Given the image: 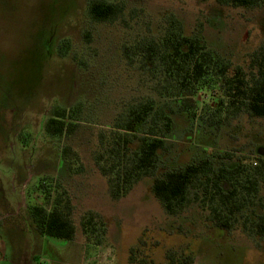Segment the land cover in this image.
Segmentation results:
<instances>
[{"label":"rangeland","instance_id":"obj_1","mask_svg":"<svg viewBox=\"0 0 264 264\" xmlns=\"http://www.w3.org/2000/svg\"><path fill=\"white\" fill-rule=\"evenodd\" d=\"M106 1L123 7L109 22L90 18V0H0V264H128L130 248L142 238L150 248L159 241L162 249L149 252L155 264H164V249L187 246L195 251V264H264V238L247 230L264 213V164L257 161L264 162V119L241 113L219 129L203 122L197 134L203 108L216 107L219 93L198 91L189 103L197 114L192 121L180 113L185 102L170 96L176 84L164 74L163 62L146 68L142 55L132 54L142 43L162 46L180 25L185 36H201L223 61L247 69L264 45V0L247 9L216 0ZM63 43L70 46L65 55L59 53ZM151 100L174 122L154 175L209 159L223 170L241 165L242 184L247 175L256 179V191L231 230L214 225L212 203L199 190H192L193 202L180 215L166 214L152 192L154 176L113 199L99 165L107 163L116 126L127 122L132 107ZM80 104L75 133L50 138L45 124L53 109ZM133 141L134 151L140 143ZM65 146L75 153L71 169L61 165ZM226 153L232 159L223 158ZM43 181L57 187L55 196L58 190L71 200L73 241L45 237L30 220L29 207L42 203L37 188ZM89 213L105 225L90 239L82 227Z\"/></svg>","mask_w":264,"mask_h":264},{"label":"trees","instance_id":"obj_2","mask_svg":"<svg viewBox=\"0 0 264 264\" xmlns=\"http://www.w3.org/2000/svg\"><path fill=\"white\" fill-rule=\"evenodd\" d=\"M220 5L234 8H251L262 0H216ZM123 7L120 3H109L106 0H90L88 14L97 22L112 21L119 17ZM166 36L162 46L154 42L142 43L132 54L142 55V65L146 68H156L158 61L164 64V74L176 85L174 95L185 102L180 113L194 121L197 117L194 106L189 105L198 91L219 93L213 98L216 107L206 105V114L199 118L201 123L197 134L203 129L202 123L222 128L236 119L241 113L251 118L264 119V45L250 56L247 69L233 66L223 61L218 54L210 51L199 35L185 36L183 28L174 26ZM70 48L63 43L59 53L65 55ZM163 48V49H162ZM126 55L130 52L126 50ZM153 100L140 103L129 110L128 120L123 125H117L113 142L109 147L108 159L100 164L99 169L109 180L113 199H119L128 194L133 184L146 177L154 176L152 192L160 201V205L169 216L180 215L192 203V190H199L205 201L212 203L214 225L222 230H231L237 224L240 213L246 203L253 197L258 183L251 175H247L244 184L239 181L245 169L237 165L232 170L218 169L214 161L209 159L194 160L187 165L171 168L161 175H154L160 161L161 152H167V142L171 139L173 119L163 110L155 109ZM82 111L81 104L73 108L55 107L51 118L45 124V130L52 139L70 137L78 127L77 121ZM199 117V116H198ZM162 123V128L159 127ZM142 127V128H141ZM146 128V129H145ZM212 133V132H210ZM175 139V138H173ZM133 140L140 145L131 149ZM188 142L203 146L205 143L191 137ZM172 146V145H171ZM197 147V146H196ZM203 151H205L203 149ZM75 153L70 147L63 148L61 165L71 169L72 157ZM232 159L233 154L222 156ZM221 157V158H222ZM238 162L240 158H238ZM258 162L264 164L262 159ZM225 182L230 186L223 188ZM54 189L43 181L37 190L43 194L42 203L29 207L30 220L36 231L49 238L73 241L77 236V227L73 219V205L65 192L54 195ZM196 191V192H197ZM97 217L89 213L82 221L84 234L89 238L104 232L103 222H97ZM246 218L243 226L246 228ZM249 232L264 238V213L252 221ZM100 237V236H99ZM90 239V238H89ZM152 248L162 249L159 241L151 244L145 238L130 248L128 264H155V259L149 252ZM164 249V248H163ZM195 251L190 246L164 249V264H195Z\"/></svg>","mask_w":264,"mask_h":264}]
</instances>
